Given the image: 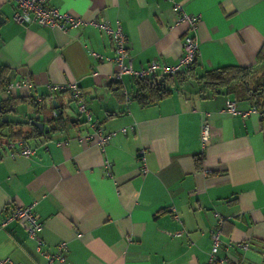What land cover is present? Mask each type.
I'll list each match as a JSON object with an SVG mask.
<instances>
[{"label": "crops", "instance_id": "0c3cea01", "mask_svg": "<svg viewBox=\"0 0 264 264\" xmlns=\"http://www.w3.org/2000/svg\"><path fill=\"white\" fill-rule=\"evenodd\" d=\"M172 1L48 0L49 6L85 21L64 31L16 23L13 2L0 0V68L10 79L27 77L33 84L32 89H16L14 96L0 90V104L19 98L17 113L37 115L49 128L45 136L24 123L0 130V135L20 130L36 149L29 157L13 158L0 151V257L47 264L26 234V221L7 219L12 206L35 202L33 211L44 223L42 248L54 250L65 240L64 264H208L216 214L223 219L216 260L264 264V109L257 105L244 117L223 110L229 96L236 98L238 109L264 102V66L257 65L250 77L249 87L255 89L258 78L262 91L256 99L223 87L207 97L185 88L140 105L126 99L134 88L131 76L111 81L115 68L103 57L113 55L112 41L90 22L120 24L135 69L152 59L175 64L183 52L186 24L171 27ZM176 1L200 16L195 29L198 68L255 65L264 43V0ZM67 82L77 83L104 132L115 131L104 151L77 139L89 126L69 92L48 99L49 84ZM36 94L43 97L39 105ZM53 108L59 120L51 119ZM205 113L211 135L202 146L199 126ZM139 150L144 152V173ZM200 152L198 169L194 157ZM170 206L180 222L172 218ZM179 229L180 235L166 232ZM243 242L249 244L247 250L241 248Z\"/></svg>", "mask_w": 264, "mask_h": 264}, {"label": "built area", "instance_id": "2783aa9c", "mask_svg": "<svg viewBox=\"0 0 264 264\" xmlns=\"http://www.w3.org/2000/svg\"><path fill=\"white\" fill-rule=\"evenodd\" d=\"M14 4V11L11 18L16 23H21L27 25L30 22H35L40 25L48 26L51 28H60L64 31H70L71 29H76L81 23L85 21L81 17H76L69 14L68 12L62 11L57 7H52L47 4L48 0H9ZM172 11L175 14V18L171 27L176 26L180 23L186 24V34L183 36L182 48L183 53L179 57L175 64H167L156 59H152L145 66L139 68H133L131 64V58L128 54V42L126 35L124 34L122 27L118 22L111 25L109 20L102 19L100 21H95L91 19L94 25H96L101 30L105 31L112 41L113 45V55L103 57L104 61L110 62L114 65V70L110 74L111 81L121 80L123 74H127L132 78H142L148 76H155L156 78H162L165 75L174 74L181 69L187 67L196 57V51L198 48V41L195 34V29L197 21L199 19V14L188 13L183 7V4L179 1L173 0ZM93 56H99L94 50L90 51ZM18 88L32 89L33 84L27 77H21L19 79H11L3 91L10 96H14L15 90ZM50 94L47 96L49 100L52 99L53 93L58 92H69L71 97L76 100L77 113L83 115L85 121L89 126V131L85 134H80L77 139L82 143L90 142L95 144L101 151H104L106 144L110 141L111 137L115 134V131L104 132L103 128L97 123L96 120L92 118L90 111L87 109L85 102L82 99L80 89L76 82L67 83H51L48 85ZM128 96L126 99L128 100ZM43 97L40 94H36L34 101L36 104H40ZM261 105L264 109V102H255L247 109H238L234 100L226 98L224 100L223 110L235 115L239 114L241 116L249 115L256 111V106ZM52 115H57L55 108L52 110ZM122 132H125V127L121 128ZM43 136V132H41ZM211 135V125L208 120V113L203 115V118L199 126V139L201 145L209 140ZM62 144V143H58ZM4 150L7 152L9 157L24 156L29 157L35 154L36 149L32 147L24 137H4L0 135V151ZM143 150L137 152L138 161L140 163V171L144 173L146 171L145 158L143 156ZM106 167H110V162H105ZM35 202L30 204L18 206L14 205L10 208L8 220L12 219H24L26 221V234L28 237L35 240L36 250L44 257L47 264H52L53 262H58L60 264L66 263V253L68 250L67 242L61 240L55 245L54 250L43 249V241L40 233L44 227V223L40 221L35 212L33 211V206ZM172 218L180 222V218L173 206L169 207ZM216 222L210 228L211 237V247L208 256V264H222L223 260H216L215 252L222 242L220 239V230L222 226L223 219L220 214H216ZM167 233L180 235L182 229L176 230L174 232L166 230ZM243 250H247L249 244L243 242L240 244ZM0 264H17L12 258L0 257ZM247 264V263H243Z\"/></svg>", "mask_w": 264, "mask_h": 264}, {"label": "trees", "instance_id": "16d2710c", "mask_svg": "<svg viewBox=\"0 0 264 264\" xmlns=\"http://www.w3.org/2000/svg\"><path fill=\"white\" fill-rule=\"evenodd\" d=\"M197 52L198 48L195 53L196 55ZM257 65L264 66V43H262L261 46L258 48L255 55V65L252 66L232 65L222 66L209 70H202L197 67L195 57L190 65L174 74H168L162 78H156L155 76L133 78L134 88L129 91V94L127 95L129 97L128 101L133 100L140 105L153 104L158 102L163 97L171 94L173 91L184 90L185 88L187 90L192 89L191 91H194L200 97H207L209 95H213L216 91L222 89V87L225 88L226 91H232L235 96H237V93L242 92L244 94V97H249V99H256L262 93L258 78H256L255 89L249 87V83L250 85L252 84V78L250 77L255 76V68ZM3 70L4 69L0 68V90H3L6 87L7 83L11 80L9 75H6ZM226 98L232 99L236 103L235 97L229 96ZM20 101L21 100H19V98L10 97L4 100L0 104V107L16 105ZM51 119L59 120L60 114L51 117ZM57 122L58 121H56V124L59 123ZM6 125L8 124L0 122V130ZM31 128L34 131H39L33 125L31 126ZM2 136L25 137L26 134L18 130L12 133L9 132L6 135ZM202 157L203 155L201 152L196 154L194 157L195 165L198 169L201 168Z\"/></svg>", "mask_w": 264, "mask_h": 264}, {"label": "water", "instance_id": "95a60500", "mask_svg": "<svg viewBox=\"0 0 264 264\" xmlns=\"http://www.w3.org/2000/svg\"><path fill=\"white\" fill-rule=\"evenodd\" d=\"M4 19L0 16V22ZM0 122L1 123H24V124H31L36 127L39 131L47 133L48 132V125H44V123L39 120L37 115L33 117H23L17 113L16 106H4L0 107Z\"/></svg>", "mask_w": 264, "mask_h": 264}]
</instances>
